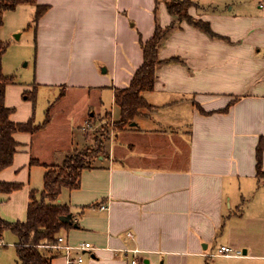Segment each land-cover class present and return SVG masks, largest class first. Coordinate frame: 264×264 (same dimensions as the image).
<instances>
[{"label": "crops", "instance_id": "crops-1", "mask_svg": "<svg viewBox=\"0 0 264 264\" xmlns=\"http://www.w3.org/2000/svg\"><path fill=\"white\" fill-rule=\"evenodd\" d=\"M166 1L35 0L33 11L47 7L33 31L50 66L21 94L15 81L8 84L5 105L14 109V123L41 125L47 113L50 120L34 133L13 135L16 152L0 181L20 186L0 194L4 221L25 220L30 193L39 198L43 189L45 165L93 142L88 131L107 119L117 121L115 89L126 88L142 64L140 41L170 25ZM195 1L189 15L208 23L213 35L181 21L166 39L154 88L142 93L151 108L123 130L111 127L102 153L81 170L78 188L60 192L56 203L69 209L74 225L60 232L63 242L42 248L54 255L51 264H66V256L81 257V264H126L134 257L146 264L219 257L264 264V148L259 167L256 157L264 143V0ZM59 57L76 61V78L53 70ZM41 90L53 99L37 109L32 101ZM58 117L60 137L47 147L45 132ZM8 231L0 239V264L18 261L9 255L17 237ZM221 246L240 254L220 255Z\"/></svg>", "mask_w": 264, "mask_h": 264}, {"label": "trees", "instance_id": "trees-1", "mask_svg": "<svg viewBox=\"0 0 264 264\" xmlns=\"http://www.w3.org/2000/svg\"><path fill=\"white\" fill-rule=\"evenodd\" d=\"M20 4H35V0H0V28L3 25L4 13L13 11ZM165 5L171 17L170 25L165 28L156 26L153 35L147 41H140L142 64L136 69L126 88L115 89V104L119 108L120 115L114 122L116 130H123L140 115L142 110L151 108L142 93L154 88L156 69L162 64L158 59V51L172 32L179 28V22L185 21L208 35H213L208 23L195 20L189 15L188 8L196 5L195 0H167ZM46 9V6L36 5L33 18L35 26ZM7 47L8 43L0 40V171L12 163L17 148L14 133H34L50 120L49 113L41 125H34L32 121L14 123L10 120L14 109L5 105V91L7 85L15 81V77L5 76L2 72V57ZM263 148L264 143L260 142L256 152L258 167ZM90 153L68 155L69 157L66 156L60 166L45 165L43 189L39 198L36 197L35 192L30 193V203L24 221L9 223L0 217V239L6 230H10L17 237L16 264H51L54 255L44 252L42 247L54 245L60 232L74 225L72 221L70 223L61 221L60 218L69 215L70 212L66 206L56 203L58 196L64 188L70 190L78 188L81 170L90 165L89 157L94 156ZM19 186L0 181V194L8 196Z\"/></svg>", "mask_w": 264, "mask_h": 264}, {"label": "rangeland", "instance_id": "rangeland-1", "mask_svg": "<svg viewBox=\"0 0 264 264\" xmlns=\"http://www.w3.org/2000/svg\"><path fill=\"white\" fill-rule=\"evenodd\" d=\"M30 7L35 6L34 4H22L21 7L17 8L14 11H7L4 14L3 18L4 25L2 27L3 30L1 35V39L8 43L7 50L3 54L2 58V72L5 76L15 77V85L16 88L19 89L20 94L23 92L24 89L30 88V86L32 85L33 78L36 75H42L44 71L49 68L51 62L45 57V55H43L41 52H38V45L33 31V29L35 28V23L33 22L35 9L33 11ZM18 25L20 26L19 28L21 29L22 33L21 35L16 37L17 34H20V31L14 30V28ZM29 25L31 27L27 29V26ZM75 63V60H65L60 59L59 57L58 59L53 61L52 65L53 70H55L59 76H63L66 78L71 77V79H73L76 78ZM52 97L53 95H51L50 90H41L40 96L35 92L32 104H35L36 108L40 109L45 103L47 104L48 101L52 100ZM76 102L77 101H75V98L72 97V100L68 102L70 104L68 105V107L71 106V109L73 110L74 104ZM115 118H117L118 120L119 115L115 114ZM63 122L64 120H62V117L56 118L52 128L45 132V135L47 137L45 138L47 140V147H50L52 145V140L54 138L58 139L60 137L61 132L58 129L62 128L63 125L60 126V124ZM111 127L114 128V123L111 125V120L107 119L106 123L102 126H97L90 132L88 131V134H90L89 137L93 140V142L86 143V145L82 149L77 150L76 152L67 151V153H64L59 151V154L61 152L59 157H63L64 154L68 155L72 152L73 153L70 154V156H73L75 154L83 155L85 153L91 152L90 154L94 155L89 157V161L91 164L92 160H94V157L97 154L102 153L104 149V143L109 137ZM92 151H94V153H92ZM41 152L46 153L48 151ZM62 162L56 166H60ZM7 233L12 234L9 231ZM12 236L14 235L12 234ZM8 250L9 255L13 258L14 262L17 258L15 250L13 247H9ZM6 254H8V252H6ZM10 262L12 263V260ZM206 264H263V262L254 260H244L240 258L235 259L229 257H219L209 258Z\"/></svg>", "mask_w": 264, "mask_h": 264}, {"label": "built area", "instance_id": "built-area-1", "mask_svg": "<svg viewBox=\"0 0 264 264\" xmlns=\"http://www.w3.org/2000/svg\"><path fill=\"white\" fill-rule=\"evenodd\" d=\"M261 8L264 9V5H260ZM264 181V178H263ZM101 209H105V207H101ZM129 237H131V233L127 234ZM57 242L61 243L63 242V237L58 236L57 238ZM66 251L69 250L68 246L64 247ZM79 249H86L85 245L82 243L79 246ZM137 251L135 250L134 253H136ZM218 254L223 255V256H234V255H239L240 252H233V250L228 247V246H221L218 250ZM82 263V259L81 257H77V258H71L70 256H66V264H81ZM126 264H146L144 261L139 260L138 258H132L131 260H129Z\"/></svg>", "mask_w": 264, "mask_h": 264}, {"label": "water", "instance_id": "water-1", "mask_svg": "<svg viewBox=\"0 0 264 264\" xmlns=\"http://www.w3.org/2000/svg\"><path fill=\"white\" fill-rule=\"evenodd\" d=\"M19 35L17 34L16 37H18ZM104 71V69H103ZM61 221L62 222H65V223H70L71 222V214L67 215V216H62L61 218ZM244 253V251H243Z\"/></svg>", "mask_w": 264, "mask_h": 264}]
</instances>
